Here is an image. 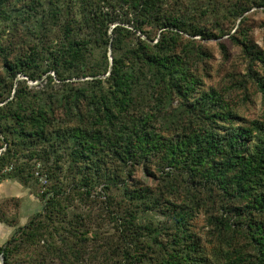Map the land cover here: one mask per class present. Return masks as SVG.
Masks as SVG:
<instances>
[{
  "label": "trees",
  "instance_id": "trees-1",
  "mask_svg": "<svg viewBox=\"0 0 264 264\" xmlns=\"http://www.w3.org/2000/svg\"><path fill=\"white\" fill-rule=\"evenodd\" d=\"M166 1L0 0V103L8 99L0 105V149L5 144L0 150V176L14 174L25 183L31 174L23 165L14 164L13 170L5 174L3 169L22 153L31 160L42 157L41 145L49 152L61 145L68 147L66 152L72 161L67 185L62 184L54 171H47L48 179H53L47 190L52 192L51 196L41 211L26 224L17 226L0 245L1 264H49L54 258L73 264L78 261L90 264L95 259L97 264H147L143 246L154 242L160 245L163 257L152 264H212L192 256L196 244L189 238L186 211L182 208L172 211L177 232L170 242V251L168 245L162 246L157 240L155 228L137 222L138 212L134 210L137 208L126 207L120 216L114 213L110 220L117 239L123 243L119 250V244L115 245L113 240L88 245L89 239L96 240L98 234L82 227V216L67 218L60 203L75 199L91 201L94 188H110L113 174L104 163L106 151L127 161L136 155L148 158L163 149L167 151L163 156L167 175L172 170H184L192 178L203 176V183L212 179L232 201L247 200L244 206L224 209L226 216H235L233 221L224 214L215 218V228L229 243L228 250L217 252L224 261L215 263L264 264V221L241 219L251 209L264 212V121L255 122L253 128L232 126L226 135L220 136L205 127L217 119H225L230 111L212 89L194 95L199 81L177 49L181 33L212 35L211 29L195 21V13L197 17H212L218 28L228 20L240 18L241 23L242 15L254 5L264 6V0L228 3L189 0L190 8L180 12L170 10L174 9L173 4L165 8ZM154 30L158 31V37L152 43L157 33ZM5 34L17 38L11 41L13 38L6 39ZM90 39L111 47V63L104 51L101 70L91 69ZM240 44L245 56L264 64L263 51L248 41L241 40ZM107 71L103 79L84 80L91 85L90 90L86 87L73 90L69 81L85 75H104ZM250 72L264 97V78L252 69ZM41 74L45 75L43 86L34 89L26 83L40 79ZM92 89H97L98 94H93ZM60 90L71 93L62 97ZM175 95L180 102L174 112L185 117L192 130L187 132L182 127L168 140L151 127L152 114L142 112L148 102L167 109ZM83 103L87 108L84 113ZM58 107L66 108L68 115L78 117L88 127L81 124L63 127L64 121L56 113ZM253 141L255 153L247 154ZM105 195L107 202L112 199ZM143 195L147 197V193ZM144 201L142 208L147 207ZM234 235L256 245L258 255L254 262L243 255L241 248L231 244ZM56 236L58 241L54 240Z\"/></svg>",
  "mask_w": 264,
  "mask_h": 264
},
{
  "label": "rangeland",
  "instance_id": "rangeland-1",
  "mask_svg": "<svg viewBox=\"0 0 264 264\" xmlns=\"http://www.w3.org/2000/svg\"><path fill=\"white\" fill-rule=\"evenodd\" d=\"M229 1L232 0H224L223 2L228 3ZM172 4L174 9L170 10L175 12L177 9L180 12L190 8L189 0H167L165 8L171 7ZM193 17L207 30L211 29L212 34L211 36L193 35L191 33L180 34L181 41L179 40L177 49L185 58V64L188 66L189 71L194 73L197 76V81H199L196 84L194 95L198 96L202 92H208L212 89L216 92L225 109L230 111V115L225 119H217L215 123L204 126L212 128L219 136L226 135V132L231 130L229 128L232 126L253 128L255 122L264 121V97L258 91L254 79L251 77V72L249 74V69L258 73L259 77L264 78V64L245 56L240 42L241 40L248 41L264 52V6H252L242 15L244 20L241 23H239L240 18L236 21L228 20L218 28H215L212 17H197L196 13ZM154 31L157 33L152 43H155L158 37V31ZM152 33L154 35V32ZM5 35L6 39L11 40L13 38V35ZM141 37L145 38L143 35ZM90 40L89 46L92 49L91 69L101 70L99 64H102V61L104 62V58H102L104 51L108 63H111V47L105 44L98 45L92 39ZM89 70L86 72H89ZM0 72H2L1 59ZM107 75L108 71L104 75L95 77L85 75V77L71 78L69 81L73 90L78 87H86L87 90H90L91 85L84 80H91L96 77L103 79ZM18 78L23 79L25 77L19 76ZM44 78L45 75L41 74L40 79L28 80L26 83L36 89L44 85V81H42ZM67 92V90H60L59 94L65 97L66 94L71 93ZM93 94H98L97 89L93 90ZM141 95L146 96V93ZM152 98L155 101L154 91ZM7 100L0 103V105ZM179 102L180 99L176 95L167 109L156 107L157 105L148 102L142 112L152 114L151 127L168 140H171L173 134L178 133L182 127L187 132L192 130V126L186 123V118L174 112ZM215 109L220 110L218 107ZM86 110L85 103H83L81 111L84 113ZM135 110L137 111L135 114H140L139 106ZM56 113L64 121L63 127L68 128L81 124L78 117L68 115L64 107H58ZM176 125L179 126L176 127ZM81 126L88 127L86 124H81ZM115 137V135H111V138ZM253 145H255L254 141L248 145L247 154L255 153ZM4 147L5 144L1 149H4ZM67 149L68 147L61 145L54 152H49L41 145L39 153H44L42 157L31 160L25 158V153H22L23 155L19 154L21 157L13 160L3 169L2 174H5L13 170L14 164L23 165L31 176L28 175L29 177L25 183L21 182L19 177L14 174L0 176V245L6 242L17 226L26 224L36 212L41 211L48 196H51L52 192L47 193V190H50L49 187L53 184V179H48V170L50 172L54 171V175L59 177L62 184L67 185L69 183V179L66 177L71 175L72 161L66 152ZM23 150L22 152H25ZM166 152L163 149L148 158H140L136 155L127 161H121L117 154L106 151L103 154L104 163L113 174L110 188L104 189L101 186L94 188L91 201L83 202L78 199L68 202L61 201L60 203L64 206L63 210L67 212V218L74 220L80 219L82 216V222H79L82 227L98 234L96 240L89 239L88 245L112 243L113 240L115 245L119 244L120 250L123 243L117 239L118 236L115 233L114 223L110 220V216L114 213L121 214L126 207L137 208L134 209L138 212L137 222L141 226L147 225V227L155 228L157 240L162 242V246L168 245L167 249L170 251V242L172 238L174 240L173 235L177 232V224L172 218V211L173 209L182 208L186 211V230L189 232V238L193 244H196V250H194L192 256L212 264H216V260L224 261V258L217 255V252L220 249L228 250L229 243H227V239L222 233L215 228V218L223 216V214L226 216V213H224L225 208L236 205L239 207L244 206L247 200L232 201L227 198L221 187L212 179L208 183H203V176H193L192 178L184 170H176L175 172L172 170L167 175V170L164 167L166 160L163 158ZM92 158L98 157L93 156ZM25 174L27 173L24 172ZM125 188L128 190H126L127 195L124 193ZM146 193L147 197L143 195ZM105 194L110 195L112 199L107 202ZM143 199H145L144 204H147V207L144 208H142L143 203L141 204ZM172 204L174 206H170ZM226 217H230L232 221L235 218L234 215L230 214ZM249 217L264 221V212L251 209L250 213L245 214L241 219ZM82 227L79 228L83 230ZM184 237L186 236L184 235ZM175 238L177 240L178 236L175 235ZM54 240L58 241V236ZM231 244L241 248L244 252L243 255L248 260L254 262L257 258V247L248 239L240 235H234V241ZM109 246L112 247L113 245ZM159 247L160 245L156 242L154 244H144L143 250L146 251L147 264H152L155 259L159 260L163 257ZM174 247L177 246L174 245ZM97 263L98 260L95 259L90 264ZM247 263L249 264V262ZM49 264L73 263L54 258ZM76 264H85V262L78 261Z\"/></svg>",
  "mask_w": 264,
  "mask_h": 264
},
{
  "label": "water",
  "instance_id": "water-1",
  "mask_svg": "<svg viewBox=\"0 0 264 264\" xmlns=\"http://www.w3.org/2000/svg\"><path fill=\"white\" fill-rule=\"evenodd\" d=\"M2 263V255L0 254V264Z\"/></svg>",
  "mask_w": 264,
  "mask_h": 264
}]
</instances>
